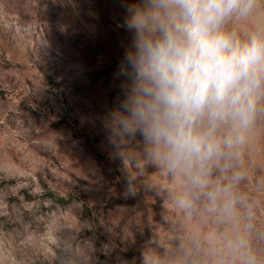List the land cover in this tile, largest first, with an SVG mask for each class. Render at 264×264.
<instances>
[{
	"label": "rangeland",
	"instance_id": "1",
	"mask_svg": "<svg viewBox=\"0 0 264 264\" xmlns=\"http://www.w3.org/2000/svg\"><path fill=\"white\" fill-rule=\"evenodd\" d=\"M125 2L0 0V264H264V86L203 187L114 141Z\"/></svg>",
	"mask_w": 264,
	"mask_h": 264
},
{
	"label": "clouds",
	"instance_id": "2",
	"mask_svg": "<svg viewBox=\"0 0 264 264\" xmlns=\"http://www.w3.org/2000/svg\"><path fill=\"white\" fill-rule=\"evenodd\" d=\"M252 2L126 0L121 26L130 38L118 67L122 94L107 115L111 138L138 137L149 159L206 185L207 162L243 139L237 130L264 86V36L241 41L224 27Z\"/></svg>",
	"mask_w": 264,
	"mask_h": 264
}]
</instances>
